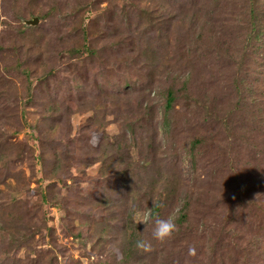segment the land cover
<instances>
[{
	"label": "rangeland",
	"instance_id": "374dc122",
	"mask_svg": "<svg viewBox=\"0 0 264 264\" xmlns=\"http://www.w3.org/2000/svg\"><path fill=\"white\" fill-rule=\"evenodd\" d=\"M0 264H264V0H0Z\"/></svg>",
	"mask_w": 264,
	"mask_h": 264
},
{
	"label": "clouds",
	"instance_id": "9594fccd",
	"mask_svg": "<svg viewBox=\"0 0 264 264\" xmlns=\"http://www.w3.org/2000/svg\"><path fill=\"white\" fill-rule=\"evenodd\" d=\"M137 222H143L144 220H138ZM153 227L151 231V235L158 239L163 240L164 238L170 236L176 230L175 218L172 215L161 218L159 216L154 217L152 219ZM135 245L138 249L143 251H149L151 249V242L147 239H137L135 241ZM189 254L194 252V249L189 247Z\"/></svg>",
	"mask_w": 264,
	"mask_h": 264
},
{
	"label": "trees",
	"instance_id": "16d2710c",
	"mask_svg": "<svg viewBox=\"0 0 264 264\" xmlns=\"http://www.w3.org/2000/svg\"><path fill=\"white\" fill-rule=\"evenodd\" d=\"M83 38L85 39V41L82 42L81 45L79 43H78V45H75V46H77V48L75 47L74 50H82V49L91 50L92 49V47L87 42L86 37L83 36ZM87 45H89V46H87ZM173 99H174L173 89L169 88L167 90V94H166V105H165L166 109L169 110L171 108V104H172ZM155 207H157V206H155ZM187 216L188 215H186V213H181L175 218L176 226H178L179 229H181L182 225H184V224L187 225L186 224L187 223ZM131 238H132L133 242H135L137 239H140L141 236H139V235L137 237L132 236Z\"/></svg>",
	"mask_w": 264,
	"mask_h": 264
},
{
	"label": "water",
	"instance_id": "95a60500",
	"mask_svg": "<svg viewBox=\"0 0 264 264\" xmlns=\"http://www.w3.org/2000/svg\"><path fill=\"white\" fill-rule=\"evenodd\" d=\"M39 21V18L37 16H34L33 18L24 19V23L26 25H35Z\"/></svg>",
	"mask_w": 264,
	"mask_h": 264
}]
</instances>
